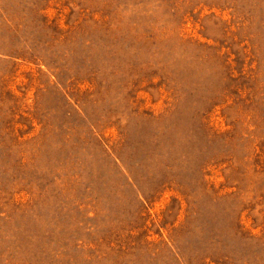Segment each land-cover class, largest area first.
<instances>
[{
	"label": "rangeland",
	"instance_id": "obj_1",
	"mask_svg": "<svg viewBox=\"0 0 264 264\" xmlns=\"http://www.w3.org/2000/svg\"><path fill=\"white\" fill-rule=\"evenodd\" d=\"M0 264H264V0H0Z\"/></svg>",
	"mask_w": 264,
	"mask_h": 264
}]
</instances>
